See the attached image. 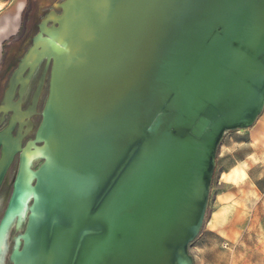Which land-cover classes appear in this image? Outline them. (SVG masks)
Listing matches in <instances>:
<instances>
[{
	"label": "water",
	"instance_id": "1",
	"mask_svg": "<svg viewBox=\"0 0 264 264\" xmlns=\"http://www.w3.org/2000/svg\"><path fill=\"white\" fill-rule=\"evenodd\" d=\"M61 8L40 47L51 60L37 130L46 155L11 264H192L215 148L264 103V0ZM74 11L89 25L57 20ZM27 187L21 173L6 219Z\"/></svg>",
	"mask_w": 264,
	"mask_h": 264
},
{
	"label": "rangeland",
	"instance_id": "2",
	"mask_svg": "<svg viewBox=\"0 0 264 264\" xmlns=\"http://www.w3.org/2000/svg\"><path fill=\"white\" fill-rule=\"evenodd\" d=\"M9 1L0 0V6ZM63 1L27 0L23 29L5 46L6 52L0 66V129L3 128L0 138L5 142L0 160L5 152L10 156L0 177V264H11L10 255L16 246H21L20 237L27 224L28 206L32 199L12 219L7 220L9 217L6 219L4 215L18 176L22 151L28 147L34 151L42 145L37 130L48 95L51 60L46 55L42 56L40 47L44 43L41 38L46 37L45 30L56 26L55 18L61 13ZM263 129L264 103L250 126L225 130L218 142L201 226L187 244V254L192 264H264ZM6 130L13 131L19 140L12 138ZM17 152L19 159L14 158ZM256 154L261 161L251 168L246 182L247 186L259 191L253 199L257 201L256 206L249 216L246 213H227L214 230H209L214 225L213 222L208 223V219L215 207V195L220 191V172L246 161L249 156L256 159ZM42 161L41 158L37 159L30 164L29 170H37ZM35 182L34 179L31 181L32 184Z\"/></svg>",
	"mask_w": 264,
	"mask_h": 264
},
{
	"label": "crops",
	"instance_id": "3",
	"mask_svg": "<svg viewBox=\"0 0 264 264\" xmlns=\"http://www.w3.org/2000/svg\"><path fill=\"white\" fill-rule=\"evenodd\" d=\"M26 4L27 0H10L3 7L0 6V55L2 41L17 32L20 26L21 14ZM256 157L255 159L249 156L246 161H240L237 165L220 172L218 181V184L221 185L220 191L215 195V207L208 219V223L213 222L214 225L209 227V230H214L226 217L227 213L232 215L234 213H246L249 216L256 206L257 201H253V199L259 191L247 186L246 183L251 168L261 161L257 154Z\"/></svg>",
	"mask_w": 264,
	"mask_h": 264
},
{
	"label": "bare ground",
	"instance_id": "4",
	"mask_svg": "<svg viewBox=\"0 0 264 264\" xmlns=\"http://www.w3.org/2000/svg\"><path fill=\"white\" fill-rule=\"evenodd\" d=\"M103 2H100L99 3V6L100 7H103ZM68 9H70V7L68 6L66 9H65V12L66 11H68ZM69 15H70V13H69ZM69 15H67L66 17L67 18H65V20L62 18V17H58L57 18V20L59 21V22H62V24H63V26L65 25V24H67V26H69V29H71V28H73L74 30L77 28V27H82V26H86V25H89V24H87V18L86 17H84V15H83V13L80 11V12H77V11H74L71 15H72V21L70 22V20L68 19V16ZM71 18V17H70ZM68 28V27H67ZM74 30H73V32H74ZM65 35H63V36H61V38L63 39V42H64V39L66 40V38L64 37ZM48 39L47 38V36L46 37H42L41 38V42L42 43H46L47 41L46 40ZM76 39V38H75ZM44 41V42H43ZM48 41H50V43H56V44H58L59 45V43L57 42V41H55V39L54 38H50L49 37V40ZM60 46H62V45H60ZM63 47V46H62ZM37 137V136H36ZM30 148L28 147L27 149H24L23 151H22V158H21V163H20V165H19V171H18V175L19 176H21V173H22V177H24L25 176V178H26V180H27V182H28V185H29V188L27 187L26 188V190H28V191H26V193L23 195V197H22V204H21V202H20V206H17L15 209H14V211H11V212H9V214H11L10 215V217L7 219V220H10V219H12L13 217H14V215L15 214H17V213H19V211L22 209V207L24 206V204L27 202V201H29L30 199H33V195H32V190H33V188H34V184H32L31 183V181L34 179L35 180V178H36V175H35V171H31V170H29L30 168H29V166H30V164H32V163H34L37 159H43L44 157H45V155H46V152L44 151V149H42V148H38V149H35L34 151H31V150H29ZM9 155L5 152L4 153V156H3V158H2V160H0V177H1V174L3 173V170H4V168H5V165H6V163L8 162V160H9ZM32 166V165H31ZM26 171V174L24 173ZM29 171H30V173H29ZM24 173V174H23ZM24 175V176H23ZM18 177V176H17ZM34 183V182H33ZM15 184V183H14ZM16 185H18V184H16ZM20 185V184H19ZM19 187V186H18ZM32 201V200H31ZM31 201H29V202H31ZM29 207V206H28ZM28 209V208H27ZM4 216H6V214L4 215ZM32 216V215H31ZM35 216H36V218H37V216L40 218H43V216H44V214H37V213H35ZM22 218V217H21ZM34 220V219H33ZM4 222H5V220H4ZM7 222V221H6ZM6 224V223H5ZM5 224H3V226L2 227H4L5 226ZM2 233V232H1ZM1 236V235H0ZM25 241H26V243L25 244H27V239H25ZM20 245V244H19ZM24 260L25 259H23V258H15V262H16V264H20L22 261H23V264L25 263L24 262Z\"/></svg>",
	"mask_w": 264,
	"mask_h": 264
},
{
	"label": "flooded vegetation",
	"instance_id": "5",
	"mask_svg": "<svg viewBox=\"0 0 264 264\" xmlns=\"http://www.w3.org/2000/svg\"><path fill=\"white\" fill-rule=\"evenodd\" d=\"M23 20H24V17H23V18L21 17L20 26H19L17 32H16L15 34L9 36L7 39L3 40L2 43H1L0 66H1V63H2V61H3V59H4V55H5V52H6V51H5V46L7 45V43H8L9 41H11L12 39H14V37H16L17 35H19V34L21 33V31H22V29H23ZM4 41H6V44L3 46V42H4ZM12 111H13V109H12ZM20 111H21V108H20ZM13 112H14V111H13ZM23 119H24V118L22 117V120H23ZM0 131H3V128H1ZM6 131L10 134V136H11L12 138L18 139V137L16 136V134L13 133V131H12V132L9 131V130H6ZM2 133H3V132H2ZM18 140H19V139H18ZM18 140H17V142H18ZM18 143H19V142H18ZM4 146H5V142H4V140H3L2 138H0V159H1L2 154H3ZM20 152H21V151H20ZM20 152H19V153H20ZM15 157H17V159H19V154H18V152L14 154V158H15ZM17 161H19V160H17ZM11 164H12V163H11ZM11 166H12V165H10L9 167H7V169H6V170H7V173L9 172ZM6 170H5V173H4V174H6ZM16 172H17V171H16ZM15 174H16V173H15ZM4 177H5V176H4ZM4 190H7V188H4ZM9 190H12V188H9Z\"/></svg>",
	"mask_w": 264,
	"mask_h": 264
},
{
	"label": "trees",
	"instance_id": "6",
	"mask_svg": "<svg viewBox=\"0 0 264 264\" xmlns=\"http://www.w3.org/2000/svg\"><path fill=\"white\" fill-rule=\"evenodd\" d=\"M27 8H28V3L25 5V7H24V9H23V11H22V14H21V17L23 18L24 17V15H25V13H26V11H27ZM6 44V41H4L3 42V46Z\"/></svg>",
	"mask_w": 264,
	"mask_h": 264
}]
</instances>
